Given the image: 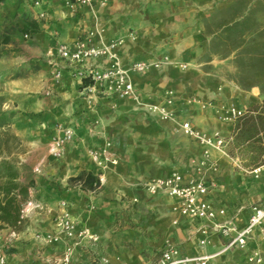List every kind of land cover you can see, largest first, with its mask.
<instances>
[{
	"label": "crops",
	"instance_id": "crops-1",
	"mask_svg": "<svg viewBox=\"0 0 264 264\" xmlns=\"http://www.w3.org/2000/svg\"><path fill=\"white\" fill-rule=\"evenodd\" d=\"M30 1L0 0V81L5 82L0 95L15 102L12 110L31 118L28 127L35 136L26 144L31 151L18 159L19 165L31 168L36 175L31 186L39 200L35 204L42 208L36 214L41 215L33 222L31 210L26 219L41 230L26 235V230L20 229L25 219L15 230L17 238L7 243L11 229L0 227L5 264H53L66 248L73 249L71 243H60L53 245L58 257H52L49 250L39 253L48 245L36 236L56 232V222L54 226L52 220L62 199L79 228L99 235L102 254L110 264L152 262L159 257L164 239L176 244L182 257H211L206 264H250L247 258L252 251L259 252V264H264V242L257 231L243 248L233 246L223 251L235 232L223 237L210 230L207 222L174 214L176 199L148 196L142 187L148 180L173 174L185 181L194 180L195 167L207 153L217 164L218 173L216 188L205 199L225 211L217 221L232 219L235 231H241L251 209L264 205V178L254 180L251 174L236 170L226 154L198 144L179 126L188 122L203 134L217 132L229 138L233 126L219 121L217 110L230 103L243 109L257 101L255 90L241 91L218 73H204L193 57V61L186 59L202 39L200 19L237 0H93L91 6L74 11L66 8V0H34L39 2L37 7ZM19 30L28 35L27 41H21ZM117 38L122 43L115 57L123 68L133 62H155L164 57L189 65L186 70L166 64L142 74H130L138 103L157 104L171 94L172 104L167 111L173 112L176 122L160 120L140 110L136 101L107 96L101 89L88 95L74 75L75 68L56 57V48L61 44L86 41L88 46H96ZM53 63L63 66L57 84L52 78ZM113 63L105 57L89 62L98 68ZM98 120L96 132L89 135L87 130ZM57 124L71 127L74 138L65 146L62 158L55 160L48 151L45 155V143L50 135L54 136ZM102 133L112 143L118 164L103 172L102 191L94 200L97 211L89 213L87 197L67 188L71 178L98 172L86 150L102 145ZM44 156L48 157L39 160ZM28 198H32L30 192ZM202 226L207 228L203 247L198 244L202 237L197 233ZM142 251L147 252L148 260L142 259ZM80 253L81 248H77L70 264Z\"/></svg>",
	"mask_w": 264,
	"mask_h": 264
},
{
	"label": "built area",
	"instance_id": "built-area-1",
	"mask_svg": "<svg viewBox=\"0 0 264 264\" xmlns=\"http://www.w3.org/2000/svg\"><path fill=\"white\" fill-rule=\"evenodd\" d=\"M93 0H67L66 7L70 11L84 6H91ZM103 4V3H102ZM39 6V2H34V7ZM43 17V15H40ZM26 37V36H25ZM91 37V34L89 35ZM121 40L115 39L107 43L96 46H88L86 41H76L72 44H61L56 48V57L65 65L75 68L74 75L81 83V88L88 95H94L97 89H101L107 96H114L118 99H131L136 101V93L130 81V74H142L152 68H159L162 65L169 64V60L164 57L155 62H133L126 68H123L116 62L115 50L121 44ZM108 58L114 63L107 68L93 67L89 64L90 61L98 58ZM52 78L57 84L62 75L63 66L58 63L51 64ZM181 70L185 69L184 65H180ZM83 81L87 84L83 86ZM172 104L171 94H168L163 104L158 107H152V111L159 113L163 117H169L167 107ZM221 122L234 123L243 117V109L238 108L235 104L230 103L227 106L221 107L215 113ZM182 132L194 139L198 144L226 154V149L230 144L229 138H223L219 133L215 132L211 135L203 134L190 125L184 122L181 125ZM74 138V131L71 127L57 124L54 127V136L51 138L48 146L49 156L55 160L62 158L64 148L71 143ZM89 157L98 170L97 179L100 185V179L106 170L114 167L118 163V159L112 152V146L109 142H105L101 147L92 149L89 152ZM197 177L194 180L185 181L183 177L173 174L165 178H157L148 180L143 184V191L151 197L163 195L177 200V205L172 208V212L182 217L191 218L196 221L207 222L210 224V230L223 237H229L235 232V236L226 244L223 251L228 250L233 246L243 248L248 239H250L257 231L258 238L264 242V205L261 207H253L251 215L246 226L236 232L232 224V219L227 221H217L218 218L225 216V211L222 208H216L205 197L216 188V174L218 173L217 164L209 159L207 153L203 159L199 161L195 167ZM258 171H254L257 174ZM41 205L26 203L23 205L19 223L21 224L27 217L29 211H41ZM56 228L63 234L66 239H87L96 241V237L88 230L78 228L75 222L71 219L65 203L60 204V212L56 219ZM197 233L201 235L199 246L203 247L206 244L207 228L200 227ZM17 233L10 230L7 243L15 240ZM36 238L45 243L52 244L58 241L55 234L37 235ZM72 251L66 248L59 259L54 260L53 264H68ZM211 257H182L176 244L165 242L163 249L157 259L147 264H206ZM6 258L4 251L0 250V264H5ZM250 264H259L261 258L258 251H252L247 258Z\"/></svg>",
	"mask_w": 264,
	"mask_h": 264
},
{
	"label": "rangeland",
	"instance_id": "rangeland-1",
	"mask_svg": "<svg viewBox=\"0 0 264 264\" xmlns=\"http://www.w3.org/2000/svg\"><path fill=\"white\" fill-rule=\"evenodd\" d=\"M66 2H65V6H66ZM29 3L31 5L33 4L34 6V0H31ZM217 11L219 10H215L214 12L200 19V26L202 28V39L199 40L197 48L189 52L191 53V56H189L186 59L192 60L191 57H193L194 61L198 64L199 68L204 73L207 74L218 73L223 77H225L226 80L231 81L241 91L250 92L251 90H255V92L257 93L256 95L257 101L250 106L243 107V111H244L243 117L235 121L234 123H229L232 124L233 131L229 137L230 144L226 149V155L231 160L234 168L242 172L243 174H251L253 179L257 180L260 178H264V95L261 94L260 90L257 87L245 89L238 86L237 80H239V78H242V80L243 79L249 80L252 78V75L247 72L245 73L239 72V69L237 68V65L235 63V53L229 55H219V56L216 55V41L213 44H210L212 35L209 36V33L207 31L208 29L206 28L207 26L206 23L210 20L212 16L216 15ZM215 25H216V18L214 22L209 21L210 31H215V27H214ZM18 33L21 41H27L28 35L25 34L23 30H19ZM166 58L169 60V65L171 66H175L179 68L180 65H184L185 66L184 70H186L189 67V65L185 62L179 63L171 60L168 57ZM2 76H4V74ZM4 88H5V82L0 81V91L3 92ZM164 101L165 98L160 100L159 103L157 104H144V103H138L137 101L136 104L139 105L138 107L140 108V110H143L148 114L157 116L160 120H166L168 122H176V118L173 112L169 111L170 114L169 117H163L159 113L152 111L151 109L152 107H158L161 104H163ZM12 103L10 97H5L4 95H0V157H6L14 163L16 171L19 175V179H18L19 183H21L22 186L28 187L27 198L23 205H25L26 203L35 204L39 202V200L35 198V191L32 190V186H28V184L30 182L32 184L33 177H35L36 175H34L31 172V168L29 169L28 167L19 165V159H18L19 157L24 158V156L27 155V152L31 151L29 148L27 149L26 144L28 141L30 143L34 139L35 135H32L30 131L32 129L28 127V124L31 122L30 116L27 113H20L18 110H14V109L12 110L11 109L12 105L13 107H16L15 102L12 101ZM182 123H180L179 126H181ZM96 125H99V120L94 123V126L92 128H89L87 130V133H89V135L94 134L96 132L95 131ZM12 137H16L17 140L16 141L12 140ZM102 139H103L102 145L105 142H109L112 146V143L108 139L103 137V133H102ZM50 141H51V135L48 138V141L45 143L46 146L45 155L47 154ZM90 150L92 149L89 148L86 150V155L89 159H90L89 157ZM47 157L46 156L40 157L39 160L42 159L45 160ZM254 171H258V173L254 174ZM93 175L96 176L97 173L95 172ZM101 188L102 186L99 185V187H97L94 191H82L78 188V186H75L70 183L67 189L77 194H82V195L84 194L88 199L86 202L87 212L94 213L97 211L94 200L96 197H99L102 191ZM29 192L32 194V198L30 199L28 198ZM62 202L65 203L71 219L75 221L74 218H72L71 216L67 202L62 199L55 207L56 216L52 220L53 225L56 222V219L59 215L58 211L60 209V204ZM33 213L35 218L32 216L30 217V219H32V221L35 222L34 220L36 218H39L41 213L36 214L37 211H34ZM20 229L21 230L25 229L26 230L25 232L27 233L26 235L33 234L34 232L41 230L37 226H35V223L29 224L27 219L25 221V225L21 226ZM82 229L88 230L87 228H82ZM55 230L56 232L53 233L58 237V241L56 243L47 244L48 247L46 248L39 249V253L42 252L46 253L45 250H49L51 252L50 255L52 257L54 256L58 257L59 253H57L58 251L55 248H53V245L54 244L59 245L60 243H63V245H65L66 243H71L73 249L71 250L72 254L68 264L71 263L72 258L74 257L75 250L77 248H81V253L76 256V260L74 261V264H110L109 258L105 257L102 254L99 235L93 234L91 233L90 230H88L91 234H93L96 237V241H91L87 239L72 240L66 238H65L66 240H64L63 234L58 229ZM165 242H171V241L170 239H164L162 241V244L164 245ZM24 243L27 244L28 242L25 241ZM141 256L144 261L148 260L149 258L147 252L145 253L142 251ZM115 260L117 262L119 258Z\"/></svg>",
	"mask_w": 264,
	"mask_h": 264
},
{
	"label": "trees",
	"instance_id": "trees-1",
	"mask_svg": "<svg viewBox=\"0 0 264 264\" xmlns=\"http://www.w3.org/2000/svg\"><path fill=\"white\" fill-rule=\"evenodd\" d=\"M215 31H210L209 21ZM207 23L211 43L216 41V55L235 53V63L240 73H250L249 80H237L238 86L250 89L257 87L264 95V0H237L232 5L216 12ZM210 31V32H209ZM3 41H0V45ZM87 84L83 81V86ZM12 140L16 141L15 137ZM14 163L0 157V227L17 230L19 216L27 198V188L18 181ZM70 183L82 191H94L99 187L92 173H81ZM31 186V182L28 184Z\"/></svg>",
	"mask_w": 264,
	"mask_h": 264
}]
</instances>
